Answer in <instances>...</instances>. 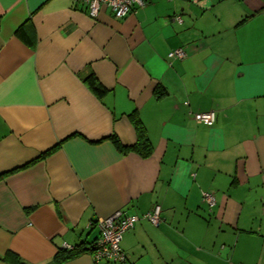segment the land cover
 <instances>
[{"label":"crops","instance_id":"0c3cea01","mask_svg":"<svg viewBox=\"0 0 264 264\" xmlns=\"http://www.w3.org/2000/svg\"><path fill=\"white\" fill-rule=\"evenodd\" d=\"M131 113L146 156L106 138L136 142ZM155 205L125 261L100 264H264V0H147L122 18L0 0V264H94V221ZM64 243L82 249L57 261Z\"/></svg>","mask_w":264,"mask_h":264},{"label":"built area","instance_id":"2783aa9c","mask_svg":"<svg viewBox=\"0 0 264 264\" xmlns=\"http://www.w3.org/2000/svg\"><path fill=\"white\" fill-rule=\"evenodd\" d=\"M75 4L81 6L89 16L96 17L102 7L109 8L116 18H122L138 7H143L147 0H73ZM175 19L181 23V17L177 15ZM170 57L182 58L185 52L181 48L172 50L168 54ZM196 122L212 125L215 122V112L213 110L195 112L193 114ZM203 199L212 206L215 198L211 193L204 192ZM139 218H146L153 224L160 221V206L155 205L151 210L141 216L128 215L122 210H116L112 214L94 221V225L99 230L97 239L91 242L89 250L93 263L100 264L102 261L123 262L125 254L121 247L123 234L134 227ZM63 248H73L64 243Z\"/></svg>","mask_w":264,"mask_h":264},{"label":"trees","instance_id":"16d2710c","mask_svg":"<svg viewBox=\"0 0 264 264\" xmlns=\"http://www.w3.org/2000/svg\"><path fill=\"white\" fill-rule=\"evenodd\" d=\"M16 34L29 46L33 47L35 45V35L32 29V24L29 19L19 26V28L16 30ZM85 81L90 86V88H92L98 95L101 96L106 92V88L100 84V82L96 79L93 73H90L86 77ZM130 116H131V119L137 131L136 142H134L133 144H124L120 141L118 136H116V134L114 133L106 136V138L110 139L117 146V148L120 149L121 151L134 150L140 153L141 155L146 156L151 151V143L149 141L148 135L139 117L136 116L135 113H131ZM57 145L51 147L42 155H45L46 153L52 151L55 147H57ZM81 249L82 248L80 247L60 249L58 250V253L55 256V258L57 261L67 259L79 253Z\"/></svg>","mask_w":264,"mask_h":264}]
</instances>
